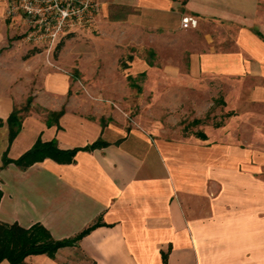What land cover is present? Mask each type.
<instances>
[{
    "label": "crops",
    "instance_id": "1",
    "mask_svg": "<svg viewBox=\"0 0 264 264\" xmlns=\"http://www.w3.org/2000/svg\"><path fill=\"white\" fill-rule=\"evenodd\" d=\"M187 14L197 17V28H182ZM98 17L198 36L188 59L193 77L260 80L246 95L264 109V0H101ZM128 60L123 68L139 69L132 55ZM5 65L0 59V118L7 119L31 94L12 89L19 75ZM127 80L141 91L132 74ZM32 95L13 143L8 125L0 127V221L39 222L59 241L94 227L74 245L22 264H264V135L248 142L157 138L128 123L112 100L78 97L65 71L48 72ZM38 138L80 149L72 163L46 158L2 168L5 151L18 159Z\"/></svg>",
    "mask_w": 264,
    "mask_h": 264
},
{
    "label": "rangeland",
    "instance_id": "2",
    "mask_svg": "<svg viewBox=\"0 0 264 264\" xmlns=\"http://www.w3.org/2000/svg\"><path fill=\"white\" fill-rule=\"evenodd\" d=\"M7 7L8 0H0V59L9 64L5 68L11 75H19L13 90L20 85L34 99L48 72L65 71L78 97L112 100L113 109L128 123L140 124L157 138L248 142L251 134L264 135L263 106L246 95L260 80L193 77L188 59L198 36L148 32L113 21L101 24L97 17L66 32L52 48L36 46L23 39L18 19L6 15ZM129 55L134 59L130 62L139 61V69L121 66ZM128 74L141 84V91L130 86Z\"/></svg>",
    "mask_w": 264,
    "mask_h": 264
},
{
    "label": "trees",
    "instance_id": "3",
    "mask_svg": "<svg viewBox=\"0 0 264 264\" xmlns=\"http://www.w3.org/2000/svg\"><path fill=\"white\" fill-rule=\"evenodd\" d=\"M129 78L132 79L131 76ZM33 100L32 96L28 97L27 103L22 107L16 105L7 119L0 118V127L4 124L8 125L10 144L13 143L12 141L21 131L23 119L26 112H29ZM61 114L62 112L51 113L50 118L57 120ZM204 136L202 135V137ZM101 145L102 142L98 141L86 149L96 148ZM79 149L77 147L74 149L59 148L56 140L52 139L45 142L38 138L32 148L21 154L18 159L10 158L8 151H5L2 168L10 163H14L22 168H28L36 162L44 161L46 158H51L59 163H72ZM2 194L0 188V198ZM93 227L94 225L82 231L74 238L59 241L55 240L50 231L39 222L31 227H24L17 222L3 223L0 221V263L6 260L11 264H22L30 255L40 253L53 254L58 249L64 248V246L77 243L79 238L87 234Z\"/></svg>",
    "mask_w": 264,
    "mask_h": 264
},
{
    "label": "built area",
    "instance_id": "4",
    "mask_svg": "<svg viewBox=\"0 0 264 264\" xmlns=\"http://www.w3.org/2000/svg\"><path fill=\"white\" fill-rule=\"evenodd\" d=\"M101 0H8L6 15L19 19L22 37L36 46L54 47L74 28L97 20ZM182 28H197L193 15H184Z\"/></svg>",
    "mask_w": 264,
    "mask_h": 264
}]
</instances>
